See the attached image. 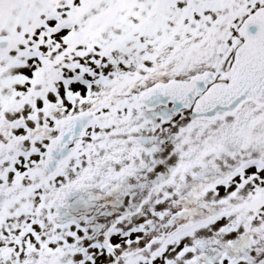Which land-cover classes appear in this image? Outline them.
<instances>
[{"label": "snow or ice", "instance_id": "snow-or-ice-1", "mask_svg": "<svg viewBox=\"0 0 264 264\" xmlns=\"http://www.w3.org/2000/svg\"><path fill=\"white\" fill-rule=\"evenodd\" d=\"M0 264H264V0H0Z\"/></svg>", "mask_w": 264, "mask_h": 264}]
</instances>
